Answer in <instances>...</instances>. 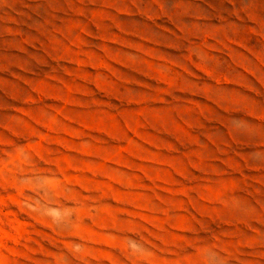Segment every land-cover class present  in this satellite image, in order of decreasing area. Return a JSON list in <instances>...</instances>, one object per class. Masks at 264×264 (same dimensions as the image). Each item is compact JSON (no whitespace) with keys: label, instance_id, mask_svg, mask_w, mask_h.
<instances>
[{"label":"rangeland","instance_id":"1","mask_svg":"<svg viewBox=\"0 0 264 264\" xmlns=\"http://www.w3.org/2000/svg\"><path fill=\"white\" fill-rule=\"evenodd\" d=\"M0 264H264V0H0Z\"/></svg>","mask_w":264,"mask_h":264}]
</instances>
